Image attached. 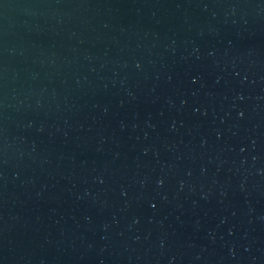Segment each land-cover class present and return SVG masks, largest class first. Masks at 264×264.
<instances>
[{"label":"water","instance_id":"obj_1","mask_svg":"<svg viewBox=\"0 0 264 264\" xmlns=\"http://www.w3.org/2000/svg\"><path fill=\"white\" fill-rule=\"evenodd\" d=\"M0 264H264V0H0Z\"/></svg>","mask_w":264,"mask_h":264}]
</instances>
